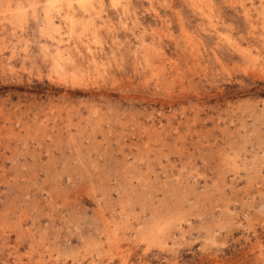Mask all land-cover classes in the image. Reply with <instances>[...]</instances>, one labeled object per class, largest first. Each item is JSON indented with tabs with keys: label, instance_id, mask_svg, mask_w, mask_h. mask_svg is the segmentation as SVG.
I'll return each mask as SVG.
<instances>
[{
	"label": "rangeland",
	"instance_id": "1",
	"mask_svg": "<svg viewBox=\"0 0 264 264\" xmlns=\"http://www.w3.org/2000/svg\"><path fill=\"white\" fill-rule=\"evenodd\" d=\"M55 1L0 0V264H264V0Z\"/></svg>",
	"mask_w": 264,
	"mask_h": 264
},
{
	"label": "bare ground",
	"instance_id": "2",
	"mask_svg": "<svg viewBox=\"0 0 264 264\" xmlns=\"http://www.w3.org/2000/svg\"><path fill=\"white\" fill-rule=\"evenodd\" d=\"M57 0L55 1V2H52L51 3V6H54V7H57L58 6V4H57ZM59 2H60V0H59ZM51 8L52 7H49V9H48V11H47V21H48V23L49 24H51L54 28H55V24H54V21H53V15L51 14ZM21 11V10H20ZM21 15H22V13H21ZM72 19V18H71ZM64 57V55H63V51L61 50V49H59L58 51H57V54H56V60H55V62H54V64H55V67L56 68H60V69H62L63 68V64H62V58ZM68 62V61H67ZM75 62V61H74ZM66 71V70H65Z\"/></svg>",
	"mask_w": 264,
	"mask_h": 264
}]
</instances>
